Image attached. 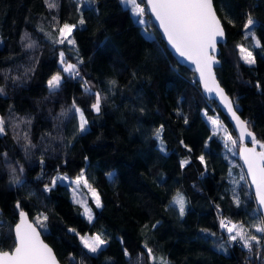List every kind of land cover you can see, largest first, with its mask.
Here are the masks:
<instances>
[{"label": "trees", "instance_id": "1", "mask_svg": "<svg viewBox=\"0 0 264 264\" xmlns=\"http://www.w3.org/2000/svg\"><path fill=\"white\" fill-rule=\"evenodd\" d=\"M49 3L57 7L50 9L45 0H0V88L4 89L0 117L7 129L0 136V248H14L13 227L19 217L15 205L20 201L34 222L40 213L47 215V227L41 231L63 264H154L145 245L167 264H264L255 251L250 255L239 244L230 245L220 228L219 220L225 218L260 235L252 228L259 213L237 156L239 145L236 154L229 152L221 138L225 131L209 140L212 130L205 111L208 116L217 113L237 136L216 102L206 99L195 74L168 50L153 22L149 34L121 0H98V14L85 9L87 23L75 29L73 37L84 61L82 76L93 91L107 97L97 114L90 108L94 97L84 94L76 80L65 78L57 94L49 93L47 81L59 70V51L65 50L73 63L77 58L75 51L53 39L60 25L79 19L73 0ZM214 4L228 40L220 54L218 79L259 139L258 115L264 125V49L254 50L256 64L248 66L236 46L251 48L243 29L249 13L264 44V0H214ZM25 33L28 39L22 40ZM28 43L33 47H26ZM113 80L115 87L109 83ZM247 95L253 98L242 101ZM74 98L89 120L87 133H77V120L68 111ZM161 125L167 155L158 150L154 136ZM202 154L207 168L198 159ZM183 160L190 163L182 168ZM82 169L103 204L97 209L88 199L94 224L81 215L83 209L73 202L66 184L43 191L57 172L75 178ZM14 177L22 183L15 184ZM178 192L186 200L183 218L171 203ZM234 194L240 207L233 203ZM69 228L81 234L103 231L110 237L109 245L92 257ZM221 245L229 252L216 248Z\"/></svg>", "mask_w": 264, "mask_h": 264}, {"label": "snow or ice", "instance_id": "2", "mask_svg": "<svg viewBox=\"0 0 264 264\" xmlns=\"http://www.w3.org/2000/svg\"><path fill=\"white\" fill-rule=\"evenodd\" d=\"M125 6H130V11L133 16L139 17L138 23L143 25L145 23L143 17L146 11H151L157 21L160 24L161 29L164 31L168 42L179 54L180 57L191 61L196 65V71L199 73V83L203 86L204 92L209 96H215L219 99L221 105L229 114L230 118L235 122L236 127L240 129L239 139H233L230 134L225 130V134L221 137L224 140L225 147L229 152L234 153V148L239 145V155L244 160L247 166V175L251 177V183L255 186V198L258 205L256 211L259 213L258 222L252 225L255 233L246 231L242 224L232 223L231 220L221 218L219 225L221 230L228 234V243L239 244L243 249L251 255L255 251L257 258H264V254L261 253V248L264 247V143L258 140L255 134L248 130V123L240 118L237 114L239 111L238 105H234L233 101L224 92V89L220 87L215 78L213 72V66L219 64V60L214 53L217 50V44L224 40L225 30L221 19L217 16L216 9L214 7L213 0H147L146 7H142V0H121ZM48 7H57L55 3H49V0H45ZM75 4V10L79 14L77 23H63L58 28V33L53 39L51 34H46L50 39H53L54 44L66 45L70 51L77 53L76 62L73 63L66 55L65 50L59 51L58 65L59 70L55 72L47 81L49 93L51 95L57 94L64 82L65 78L76 80L81 85V90L84 94L94 97V102L90 104V108L93 112L100 114L102 105L107 99L102 95L100 91H93V85L81 74L80 65L84 63L83 59L79 58L78 49L76 48V42L73 37V32L78 27L84 26L87 21L85 19V9L90 13H99L98 0H73ZM55 19V18H54ZM228 23L234 25V21L228 20ZM256 21L253 19L251 13L247 15L245 22L243 23V29L245 32V39L250 38L252 44L250 47H245L242 44H238L236 47L239 50L240 60L245 65L253 66L256 64L255 49H264L261 39L257 36L255 27ZM59 24V21H57ZM43 31V29H41ZM28 34L22 37V40H27ZM26 47H33L32 43H28ZM34 70V69H32ZM65 74V75H62ZM115 87L116 82H109ZM258 90L261 89L259 82L256 84ZM4 93V89L0 88V94ZM73 114V118L77 120V133L83 134L89 131V120L85 115L84 109H82L77 103L75 98L72 101L71 107L68 109ZM67 115V113H62ZM207 121L211 127L212 135L209 136V140L213 137L219 136L221 129L224 127L218 117L208 116L207 111L204 113ZM187 123V118H184ZM31 123V121H27ZM163 125L155 130L154 136L157 143L158 150L167 155V149L163 141ZM7 134L6 121L3 117H0V136ZM27 139V136L25 137ZM249 139L250 142L256 146L258 145L262 151L257 152L255 147L249 148L245 145V139ZM30 143V141H29ZM229 143L232 147H229ZM183 144V141H181ZM35 147L34 145H32ZM185 147H187L185 145ZM205 148H208V143H205ZM188 151H191L189 148ZM5 157L7 153L3 154ZM87 159V158H86ZM200 163L207 168V162L205 156L202 154L198 157ZM41 165L44 161L41 159ZM190 161H181V167L189 164ZM13 172L16 170L13 169ZM20 171L23 172V167H20ZM229 175H231V169H229ZM112 176V174H109ZM89 177L82 169L81 172L75 176V178L69 177L67 174H61L57 172L54 175L50 183L44 185L43 191L45 193L51 192L58 185L66 184L72 188L73 202L83 206V212L81 215L85 217L89 224H94L95 214L91 207L87 205L84 200H77L76 196L81 188H87L92 196V203L95 204L97 209L103 208V204L100 199L99 193L96 191L92 184L89 182ZM241 180L245 179V176L240 177ZM13 182L20 185L22 182L14 177ZM236 184V181H233ZM171 203L178 209L181 218L184 217L186 211V201L181 193H177ZM233 203L236 207H240L241 200L238 195H233ZM20 222L15 226V239L14 248L11 252L0 250V264H57L53 250L40 239V232L37 228L46 229L47 215L40 213L35 223L29 222L28 213L21 207L20 201H17L15 205ZM218 212L220 211L219 205L216 206ZM155 227V225H153ZM69 232H72L80 240L82 248L86 250L92 257H98L103 254L109 245L110 237L103 231H98L92 234L81 235L74 228H69ZM205 235L215 236V233H209L208 230H201ZM121 244L123 240L121 239ZM147 255L150 260L154 261V264H167L166 260H157L153 254L152 249L145 245ZM223 248V245H221ZM124 255L128 257L130 254L127 248L123 249ZM226 251V249H225ZM74 260V257H70ZM82 264V262H81Z\"/></svg>", "mask_w": 264, "mask_h": 264}, {"label": "water", "instance_id": "3", "mask_svg": "<svg viewBox=\"0 0 264 264\" xmlns=\"http://www.w3.org/2000/svg\"><path fill=\"white\" fill-rule=\"evenodd\" d=\"M143 1H144V4L147 5V0H143ZM213 3H214V0H213ZM214 7H215V4H214ZM215 9H216V7H215ZM148 13H149V15H150L151 21L153 22V24L155 25V27L157 28V30H158L159 33L161 34L162 39H163L164 42L166 43V46H167L168 50L171 52V54L174 56V58L177 60V62H178L180 65H182V66L188 68L191 72H193V73L195 74L196 80L199 81V73L196 71V65H195L194 63H192L191 61H188V60H186L185 58L179 56V54L175 51V49H174V48L171 46V44L168 42V39H167V37L165 36L164 31L161 29L160 24H159V22L157 21L155 15H154L151 11H148ZM216 13H217V10H216ZM217 16L220 18V16L218 15V13H217ZM220 19H221V18H220ZM221 21H222V20H221ZM223 26H224V25H223ZM224 30H225V28H224ZM227 41H228V40H227V34H226V30H225V37H224V40L221 41V42H219V43L217 44V50H216V52L214 53V55L216 56V58L219 60V64L213 66V72H214V74H215V78H216L217 82L219 83L220 87L224 89V92H225V93L227 94V96L233 101L232 97L228 94V92L226 91V89H225V88L222 86V84L220 83V81H219V79H218L217 72H216L217 68H219V67L222 66V61H221V59H220V54H221V52H222V47H223L224 45L227 44ZM198 83H199V82H198ZM199 84H200V83H199ZM200 87H201V90H202L204 96L206 97V99H208V100H212V101H215V102H216V104L218 105V107H219L220 111L222 112V114H223V115L227 118V120L229 121V123H230V125H231L233 131L235 132V134H236V136H237V139H239L240 131H241V130L238 129V128L236 127L235 122L230 118L229 114H228V113L226 112V110L223 108V106L221 105L219 99H218L217 97H215L214 95H213V96H209L208 94H206V93L204 92L203 86H202L201 84H200ZM233 104L235 105L234 101H233ZM237 114L240 116V118H241L242 120L245 121V119L243 118V116H242V114H241L240 111H238ZM247 127H248V130L251 131V132H253V133L255 134L256 138L258 139V134H257L255 131L251 130L250 127H249V125H247ZM245 145H246L247 147H249V148L255 147V149H256L257 152L262 151V149H261L258 145L254 146V145L250 142V140L247 139V138L245 139ZM239 150H240V149H238V154H237L238 159H239V161H240V163H241V165H242V167H243V170H244L245 175H246V178H247V180H248V182H249V185H250L251 191H252V193H253V195H254V197H255V186L252 185V183H251V177L247 175V171H248V170H247V166L245 165L244 160L241 159V157H240V155H239ZM255 201H256V198H255ZM256 205H257V202H256ZM257 208H258V205H257ZM24 211L27 212L26 210H24ZM27 213H28V212H27ZM2 214H3V210L0 208V232H1V225L3 224ZM28 220H29V222L35 223V222L31 219V217H30L29 214H28ZM19 222H20V217H18V220H17L16 224L19 223ZM16 224H15L14 227H13L14 239H15V226H16ZM37 230L40 232V239L43 240V242H44L45 244H47V245L53 250V254H54L55 257H56L57 264H63V263L59 260L57 254H56V252H55V250H54V248H53V247H52V246L46 241V239L44 238V235L42 234L41 229H40V228H37ZM0 250H3V249L0 248ZM12 250H13V249H12ZM12 250H3V251H9V252H11Z\"/></svg>", "mask_w": 264, "mask_h": 264}, {"label": "rangeland", "instance_id": "4", "mask_svg": "<svg viewBox=\"0 0 264 264\" xmlns=\"http://www.w3.org/2000/svg\"><path fill=\"white\" fill-rule=\"evenodd\" d=\"M144 7H146L145 6V4H144ZM136 17V16H135ZM136 19L137 20H139V17H136ZM0 44H1V41H0ZM63 75V74H62ZM253 98V96L252 95H247V96H245V97H243L242 98V101H244V102H248V101H250L251 99ZM213 117H218L219 119H220V121L222 122V124H223V128L221 129V131H225L226 130V132L228 133V134H230L231 136H232V138L233 139H237V137L235 138L232 134H231V132L229 131V129L227 128V126L224 124V122H223V120L220 118V116L216 113ZM257 128H258V130H259V133H260V135H261V138H259L258 140H260L262 143H264V125H263V116H261V115H258V117H257ZM238 140V139H237ZM237 147H235V149H236ZM238 154V153H237ZM84 172H85V174L88 176V172H87V170L85 169L84 170ZM69 176V175H68ZM69 177H71V176H69ZM110 177H112V176H110ZM71 178H73V177H71ZM233 181H236V177H235V175H233V179H232V182ZM89 182L92 184V187H94L95 189H96V191L98 192V190H97V188L93 185V183H92V181L89 179ZM235 185V187L237 186V183L236 184H234ZM71 188V187H70ZM71 192H72V188H71ZM99 193V192H98ZM89 197L92 199V196H91V193H90V191L87 189V188H81L79 191H78V194H77V196H76V199L77 200H84L86 203H87V205L89 206V207H91L92 208V206L88 203V199H89ZM72 198H73V192H72ZM185 198V197H184ZM186 201V200H185ZM80 205V204H79ZM81 207H82V209H83V206L82 205H80ZM92 210H93V208H92ZM93 213H94V210H93ZM81 234V233H80ZM81 235H84V234H81ZM90 235V234H89ZM218 250H220V251H223V252H225V253H228L229 252V249L225 246V245H223V248H221V246L220 247H216ZM225 249H226V251H225Z\"/></svg>", "mask_w": 264, "mask_h": 264}, {"label": "built area", "instance_id": "5", "mask_svg": "<svg viewBox=\"0 0 264 264\" xmlns=\"http://www.w3.org/2000/svg\"><path fill=\"white\" fill-rule=\"evenodd\" d=\"M141 6L144 7V3H141ZM148 15L149 14L146 11V14L143 17L145 23L142 26H143V28L145 29L146 32H148L149 34H153V31H152V28H151V23H150L151 18H150V15L149 16ZM232 223H234V222H232ZM263 243H264V241H263ZM261 253L264 254L263 247L261 248ZM259 259H261V258H259Z\"/></svg>", "mask_w": 264, "mask_h": 264}]
</instances>
